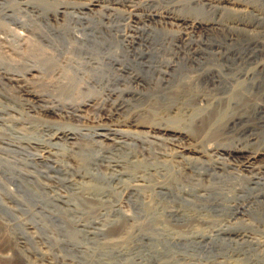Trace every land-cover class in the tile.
Returning <instances> with one entry per match:
<instances>
[{"label":"rangeland","instance_id":"obj_1","mask_svg":"<svg viewBox=\"0 0 264 264\" xmlns=\"http://www.w3.org/2000/svg\"><path fill=\"white\" fill-rule=\"evenodd\" d=\"M263 157L264 0H0V264H264Z\"/></svg>","mask_w":264,"mask_h":264},{"label":"bare ground","instance_id":"obj_2","mask_svg":"<svg viewBox=\"0 0 264 264\" xmlns=\"http://www.w3.org/2000/svg\"><path fill=\"white\" fill-rule=\"evenodd\" d=\"M32 73V72H31ZM34 73V72H33ZM32 75V74H31ZM36 75V74H35ZM38 75V74H37ZM30 77V76H29ZM33 77V79H34V77H36V76H32ZM40 77V76H39ZM10 79V78H9ZM32 79V80H33ZM26 81V80H25ZM23 82V84H24V88L27 90V95H29L31 98H33V99H36V100H39L38 98V95L37 94H34L33 92L34 91H31L30 92V86H29V82L27 81V82ZM36 81V80H35ZM31 82V81H30ZM16 83V82H15ZM55 83V82H54ZM22 84V85H23ZM21 85V84H20ZM54 85V84H53ZM22 87V86H21ZM23 88V87H22ZM23 88V89H24ZM33 89V88H32ZM25 90V91H26ZM39 94V93H38ZM40 96H41V94H40ZM43 96V95H42ZM95 96V95H94ZM30 99V98H29ZM99 100V99H98ZM42 101V100H41ZM45 101V100H44ZM101 102V101H100ZM54 106V105H53ZM50 107V106H49ZM52 107V106H51ZM55 107V106H54ZM73 107V106H72ZM99 107H100V104L96 101V102H91L90 104H88V105H86L85 107H83L85 110L84 111H82L81 110V113H82V116H78V115H75V117H78V118H82V119H85V120H88L89 119V116H88V112L89 111H96V110H99ZM118 107V106H117ZM51 109V108H50ZM68 109V108H67ZM75 109V108H74ZM72 110V109H71ZM54 112V111H53ZM52 112V113H53ZM75 112V111H74ZM52 113H50V114H52ZM70 113V112H69ZM73 113V112H72ZM29 114V113H28ZM75 114H77V113H75ZM67 115V114H66ZM71 115V114H70ZM73 116V115H72ZM103 117V120H105V122H107V120H109L110 119V115L109 114H107L106 112H104L103 113V115H102ZM70 117V116H69ZM112 117V116H111ZM164 119V118H163ZM171 119V118H170ZM114 120V119H113ZM167 120H169V119H167ZM166 120V121H167ZM213 120V119H212ZM211 120V121H212ZM147 121H149V120H147ZM158 121V120H157ZM156 121V123H158ZM170 121V120H169ZM93 122V121H92ZM103 122V121H102ZM151 122V121H150ZM165 122V121H164ZM127 123V122H126ZM128 123H130V122H128ZM141 123V122H140ZM163 123V122H162ZM136 124V123H135ZM178 124V123H177ZM133 125V124H132ZM168 125H169V123H168ZM167 125V126H168ZM174 125V124H173ZM176 125V124H175ZM106 126V125H105ZM130 126V125H129ZM146 126V125H145ZM151 126H154L153 125V123H152V125ZM170 126V125H169ZM172 126V125H171ZM132 130H133V133H128V132H122V131H120V132H116V133H114V135L115 136H118V135H126V134H129V135H133V136H142V135H144V136H148V134H150L151 132H152V127H150V129L148 130V132H146V131H144L146 128L144 127V126H140L139 124L138 125H133V126H131L130 127ZM172 128V127H171ZM130 129V131H132ZM155 129H156V127H155ZM179 130V132H177V131H175V130H172V129H169V127L168 128H166V129H161L160 128V130L158 131V133L160 134V135H162L163 136V138H173V139H178V138H180L181 136L180 135H182L181 133H180V129H178ZM135 131V132H134ZM65 133V132H64ZM106 134V133H105ZM98 136H99V138H105V140L106 141H109L110 139L107 137V135H99V134H97ZM156 135V134H155ZM160 135H159V137H160ZM132 136V137H133ZM60 137H61V135H60ZM62 137H63V135H62ZM123 137V136H122ZM157 137H158V135H157ZM98 138V139H99ZM126 138H127V136H126ZM125 138V139H126ZM144 138V137H143ZM160 138H162V137H160ZM184 138V137H183ZM60 139H62V138H60ZM68 139V138H67ZM141 139V138H140ZM181 139V138H180ZM130 140V139H129ZM156 140H157V138H156ZM110 141H112V142H110V144H108L107 146H111V147H113V148H118V147H126V145H127V147L130 145V144H127V142L126 141H118V140H116V139H114V140H110ZM132 141V140H131ZM162 141V140H161ZM174 141V140H173ZM133 142V141H132ZM177 142V141H176ZM181 142V141H180ZM98 142H95V144H97ZM102 143V142H101ZM101 143H98V144H100V145H102ZM153 143V142H152ZM151 144V143H150ZM149 144V145H150ZM168 145H169V143H168ZM190 146V145H189ZM210 146H212V145H210ZM126 147V148H127ZM131 147V146H130ZM125 148V149H126ZM197 148V147H196ZM210 148V147H209ZM195 149V148H194ZM219 149V148H218ZM152 150V149H151ZM224 150V149H223ZM178 151V150H177ZM181 151V150H180ZM184 151H186V152H184ZM183 152H181V153H183L184 155H187V157L188 156H192V157H196L197 155H198V153L196 152V150H191V149H185ZM219 151V150H218ZM150 152V151H149ZM204 152V151H203ZM157 153V152H156ZM151 154V153H150ZM162 154V153H161ZM164 154V153H163ZM166 154V153H165ZM171 154V153H170ZM201 154V153H200ZM206 154H209V153H206ZM263 154V153H262ZM159 155V154H158ZM173 155V154H172ZM179 155V154H178ZM203 155V154H202ZM201 155V156H202ZM229 155H232V156H241L243 159H244V161L246 162L245 163V168L246 169H249V168H251V166H253L257 161H259L261 158H262V156L260 155V156H257V155H255V156H246V157H243L245 154H244V152L241 150V151H235V150H233V152L232 151H230L229 152ZM149 156V155H148ZM151 156V155H150ZM156 156V155H155ZM177 156V155H176ZM99 157V156H98ZM152 157V156H151ZM72 158V157H71ZM100 158V157H99ZM142 158H144V156L142 157ZM182 158V157H181ZM184 158H186V157H184L183 156V158H182V161H184L183 159ZM239 158V157H238ZM264 158V157H263ZM45 159V158H44ZM116 159V158H115ZM165 159V158H164ZM195 159V158H194ZM113 160H114V158H113ZM168 160V159H167ZM171 160V159H170ZM189 160H192V158H189ZM242 160V159H241ZM154 161H156L157 163H159V165H167L168 166V162H160L159 160H158V157L157 158H154ZM188 161V160H187ZM196 161V160H195ZM172 162H175V161H172ZM243 163V162H242ZM54 164V163H53ZM144 164V163H143ZM236 164V163H235ZM178 165H180V164H178ZM182 165H185V164H182ZM230 165V164H229ZM75 166V165H74ZM112 166V165H111ZM158 166V165H157ZM108 167V166H107ZM142 167H144V165L142 166ZM146 167H148V166H146ZM110 168V167H109ZM114 168V167H113ZM138 168V167H137ZM161 168V167H160ZM139 169V168H138ZM145 169H147V168H145ZM151 169H152V167H151ZM254 169V168H253ZM143 170H144V168H143ZM148 170V169H147ZM149 170H150V167H149ZM116 171V170H115ZM139 172H140V170H138ZM146 171V170H145ZM169 171H170V169H169ZM183 171V170H182ZM102 172V171H101ZM120 172V171H119ZM122 172V171H121ZM155 172L156 173H158L157 172V170H155ZM99 173H100V171H99ZM116 173V172H115ZM147 173V172H146ZM156 173H154V174H149V175H147L146 174V176H148L149 178H151V179H155L156 180V178L158 179V176H155V174ZM159 173H160V171H159ZM158 173V174H159ZM102 174V173H101ZM121 174V173H120ZM131 174V173H130ZM262 174V173H261ZM117 175H119L118 173H117ZM129 175V174H128ZM168 175H171V174H168ZM161 177L163 176V174H161L160 175ZM167 176V175H166ZM138 177V176H137ZM123 178V177H122ZM130 178H131V176H130ZM148 178V179H149ZM186 179V178H185ZM252 179V178H251ZM182 180V179H181ZM144 181V180H143ZM154 181V180H153ZM152 182V181H151ZM55 184V183H54ZM127 184V183H126ZM139 184V183H138ZM138 184H137V186H138ZM121 185H123V184H121ZM139 185H141V184H139ZM151 185V184H150ZM128 186V185H127ZM134 186V185H133ZM143 187H144V185H142ZM152 186V185H151ZM44 187V186H43ZM46 187V186H45ZM130 187V186H129ZM134 187H136V185L134 186ZM50 188H51V186H50ZM133 188V187H132ZM131 188V189H132ZM140 188H142V187H140V186H138V189H136V191L137 190H139ZM161 188V190H165L164 189V187H160ZM149 189V188H148ZM152 189V188H151ZM45 190V189H44ZM141 190V189H140ZM126 191V190H125ZM48 195V194H47ZM50 197V196H49ZM201 197V196H200ZM65 202V201H64ZM101 203V202H100ZM136 204V203H135ZM108 205V204H107ZM122 210V209H121ZM121 212V211H120ZM1 260H4V261H9L10 259H9V257H3V256H0V261Z\"/></svg>","mask_w":264,"mask_h":264}]
</instances>
